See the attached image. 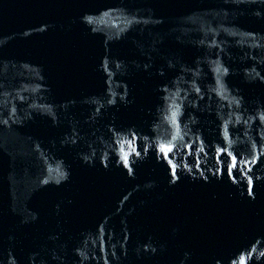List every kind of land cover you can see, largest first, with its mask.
Wrapping results in <instances>:
<instances>
[{
    "label": "water",
    "instance_id": "water-1",
    "mask_svg": "<svg viewBox=\"0 0 264 264\" xmlns=\"http://www.w3.org/2000/svg\"><path fill=\"white\" fill-rule=\"evenodd\" d=\"M0 264H264V0H0Z\"/></svg>",
    "mask_w": 264,
    "mask_h": 264
}]
</instances>
